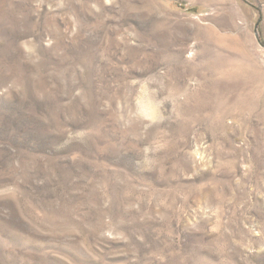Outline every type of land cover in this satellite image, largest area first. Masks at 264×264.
Instances as JSON below:
<instances>
[{"label":"rangeland","instance_id":"obj_1","mask_svg":"<svg viewBox=\"0 0 264 264\" xmlns=\"http://www.w3.org/2000/svg\"><path fill=\"white\" fill-rule=\"evenodd\" d=\"M0 264H264V0H0Z\"/></svg>","mask_w":264,"mask_h":264},{"label":"clouds","instance_id":"obj_2","mask_svg":"<svg viewBox=\"0 0 264 264\" xmlns=\"http://www.w3.org/2000/svg\"><path fill=\"white\" fill-rule=\"evenodd\" d=\"M139 87L132 99V108L129 112L130 120L142 121L145 126L153 125L163 119L161 114V100L157 96V89L154 85L157 81L152 78H145L139 81ZM149 149H145L147 152Z\"/></svg>","mask_w":264,"mask_h":264}]
</instances>
